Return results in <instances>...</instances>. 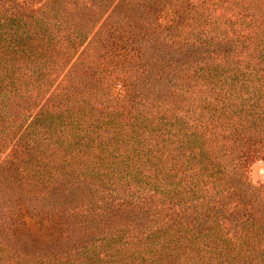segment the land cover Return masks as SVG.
Masks as SVG:
<instances>
[{"label":"trees","instance_id":"16d2710c","mask_svg":"<svg viewBox=\"0 0 264 264\" xmlns=\"http://www.w3.org/2000/svg\"><path fill=\"white\" fill-rule=\"evenodd\" d=\"M72 18L98 60L8 134ZM0 136V264H264V0H0Z\"/></svg>","mask_w":264,"mask_h":264},{"label":"rangeland","instance_id":"374dc122","mask_svg":"<svg viewBox=\"0 0 264 264\" xmlns=\"http://www.w3.org/2000/svg\"><path fill=\"white\" fill-rule=\"evenodd\" d=\"M100 8L102 6L100 5ZM90 9V8H88ZM104 15L101 14V17ZM100 17V19H101ZM54 21V20H53ZM56 22V20H55ZM64 26L59 23L60 28L56 29L54 25L51 23L48 26L49 29L52 30V37L51 41L52 44L48 47L49 52L52 51L54 53V47L57 44H60L58 47L60 50L59 57H61V52H66L65 58L67 59L66 62L62 67H60V61L59 62H52V61H45L43 62H36L34 61V64L32 61L19 59L17 60L18 63L16 65H19L20 67V75L17 79H14L15 82L20 83L19 85V91L22 92V95L16 94L15 99L12 97L9 100V103L12 110V113H15V116L13 117H7L8 123L6 126V130L8 134H12L13 132L20 129L21 126L25 125L27 121L30 120L32 113L38 109V107L42 104H45V101H48L50 89L52 85L57 84L58 86L62 83H67L71 81L69 76H63L65 68L69 65L70 60L74 63L79 62V60H83L86 62H91L93 60L97 61V52L99 51V48L101 46V41H97L94 38H92L86 46H84L82 39H85L87 35H89L93 29V27L90 25L88 27L87 34H84L85 36H77L78 32H82V30L85 29V23L82 20H74L73 18L69 21L62 22ZM47 24V23H46ZM99 23H96L94 26L98 25ZM108 25L102 24L100 28L107 29ZM105 33V31H104ZM97 35V33H96ZM71 40H69V39ZM84 46V47H83ZM52 50H51V48ZM65 50V51H63ZM81 50V51H80ZM78 51H80L78 53ZM87 51V52H86ZM87 53L85 57H83ZM16 69V70H17ZM97 69V68H96ZM99 69V68H98ZM100 70V69H99ZM97 70V71H99ZM19 72H17L18 74ZM98 73L96 74V76ZM95 76V75H94ZM107 81H109V78H106ZM112 96H118L116 94V90L114 89L111 91ZM21 101V102H19ZM15 108V110H14ZM1 138V136H0ZM10 147V143L7 144V147L5 149H8ZM0 161H1V143H0ZM249 174L255 181H264V158L259 159L252 163L249 169ZM1 187V186H0ZM0 221H1V215H0Z\"/></svg>","mask_w":264,"mask_h":264}]
</instances>
